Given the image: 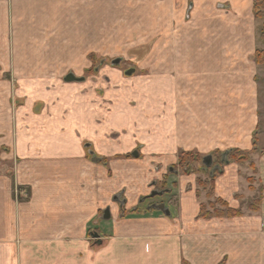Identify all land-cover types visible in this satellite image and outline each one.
<instances>
[{
    "label": "crops",
    "instance_id": "0c3cea01",
    "mask_svg": "<svg viewBox=\"0 0 264 264\" xmlns=\"http://www.w3.org/2000/svg\"><path fill=\"white\" fill-rule=\"evenodd\" d=\"M59 1L0 0V39L32 33L33 24L20 26V20ZM252 3L193 0L192 14L184 22L178 10L181 19H169L161 32L160 79L141 84L138 106L129 98L135 88L126 90L117 81L116 92L122 91L126 100L113 107L104 104L112 100L111 91H102L101 102L95 95V86L103 87L100 81L93 87L65 83L44 93L22 83L26 102L9 116L8 89L0 82V264H182L183 258L193 263L201 242L210 243L209 234L225 231L224 240L231 235L217 218H198L203 202L191 176H163L177 163L180 151L205 157L216 150L251 149L259 124L258 89L237 88L240 104L234 109L232 81L201 80L196 67H232L244 58L256 66ZM9 21L16 23L15 33ZM169 49L172 65L165 63ZM178 52L181 59L176 62ZM184 72L190 79H184ZM33 103H42V110L35 111ZM103 158L107 164L99 162ZM258 173L264 181L263 165ZM227 176L224 172L215 184L216 195L228 199L235 180L227 189ZM158 179L177 184L176 213L169 204L166 215L140 203ZM106 207L111 216L103 219ZM248 227L241 236L245 264ZM257 231L263 254L257 264H264L262 225Z\"/></svg>",
    "mask_w": 264,
    "mask_h": 264
},
{
    "label": "rangeland",
    "instance_id": "374dc122",
    "mask_svg": "<svg viewBox=\"0 0 264 264\" xmlns=\"http://www.w3.org/2000/svg\"><path fill=\"white\" fill-rule=\"evenodd\" d=\"M69 1L76 4L69 7ZM54 2L48 3L47 6L42 5L39 8V17L36 10L35 15L29 16L26 13L25 20H20V26L32 27L33 24L32 28L35 30L32 33H16L12 34L13 37L16 36V39H0V82H4L8 89L9 116L16 112L20 104L26 102L28 94L26 93L25 97H23L24 94L21 95L22 83L25 86L39 87L37 91L44 93L51 90L52 86L60 87L65 83L93 87L95 82L100 81L104 88L95 86L94 90L97 92L95 95L99 96L101 102L102 91H111L112 100L110 102L104 100V104L113 107L117 101L121 104L124 99L126 100L122 91L116 92L119 90L116 86L119 84L113 85V83L117 81L124 85L126 90L135 88L136 94L130 95L129 98L130 100L134 98L133 101L138 102V106L143 99L140 93L141 84L145 81L151 82L154 78L155 81L160 79L162 29H166L169 19L174 22L176 20L174 17L181 19V15L177 13L178 10L182 14V22L188 21L189 15L192 14L190 2L193 4V0H60L57 6ZM77 4L81 5L80 8L76 7ZM180 5L182 8L178 9ZM25 11L29 12V9H24ZM252 13L250 11V17L255 24V46H257V22L253 19ZM162 16L165 22L163 27ZM11 24L15 33L16 23L9 21L10 27ZM175 41L172 40L173 45ZM216 43L219 47V41ZM176 52L177 48H174V53ZM169 53V56H165V63L172 65L173 50L169 49ZM117 58H121V61L118 64H112V61ZM175 59L176 62L181 59L179 52ZM249 63L244 58L241 65L232 67H229L230 65L220 67V64L217 65L219 67H196L199 70L196 74H200L201 80L209 79L217 83L223 80L232 81L234 109H238L240 104L238 101L241 94L238 93L237 88L242 87V90L247 91L248 86V89H252L253 86L254 89H258L259 124L252 135V139L255 138L256 150L244 159L247 161L243 164L231 160L230 163L222 166L223 173L216 177L210 197L208 193L211 186L202 188L198 184V181H204L208 171L212 170L204 168L206 165L203 164V159L202 163H195L194 169L190 172H183L180 168L174 171L171 168V171L163 176L166 179L168 174L174 173L178 176H191L194 179L195 193H198L199 198L202 197L203 204L209 207V202H214L217 208L221 206L216 202L220 198L230 207L240 211L239 215L232 217H212L217 218V222H224L230 228L231 235L224 240L222 235L226 234L225 231L212 232L211 236L209 234L210 243L206 245L201 242L198 248L200 253L192 256L193 263L183 258L182 264H245L241 255V236L246 230V225H249L248 264H257V260L263 257L262 251L261 253L258 251L260 248L257 246L259 234L257 228L262 225L264 230V181L258 175L259 167L264 166V67L257 65L253 67ZM176 66L178 67L177 64ZM128 70L132 72L126 73ZM69 74H72L74 79L66 81L64 78ZM188 75V72H184V79H190ZM152 104L159 105V102L153 99ZM33 105H35V111L42 110V103L40 106L38 103ZM201 156L204 155L201 154ZM103 159H106V162L102 159L99 162L107 164V158ZM212 160L213 165L218 163L219 158L212 157ZM250 163L254 165V170L250 168ZM233 165L237 172L233 169ZM224 172L228 173L225 184L227 189L229 182L235 180L228 189V199L216 195L215 182ZM261 175L264 178V175ZM249 177L254 178L253 189L249 187L247 180ZM162 181L164 179L154 181L152 192L154 191L155 195L150 196L151 192L148 198L142 199L140 203L146 202L147 206H151L150 209L161 214L163 211L153 206L160 203L169 204L172 211L176 213L177 184L169 185L166 182L162 185ZM260 186L263 187L262 198L259 197ZM190 187L193 185L190 184ZM256 201L260 203L258 210L248 209V205ZM121 210L122 212L124 210L122 206ZM222 218L224 220H219ZM201 233L202 238H206L205 233ZM227 243H230V246ZM188 256H191L190 253Z\"/></svg>",
    "mask_w": 264,
    "mask_h": 264
},
{
    "label": "trees",
    "instance_id": "16d2710c",
    "mask_svg": "<svg viewBox=\"0 0 264 264\" xmlns=\"http://www.w3.org/2000/svg\"><path fill=\"white\" fill-rule=\"evenodd\" d=\"M252 11H253V16L255 21L257 22V46L254 50V62L255 64L259 67H264V0H253V5H252ZM261 44L262 46L258 45ZM255 143V138L252 139V147L249 150H243L239 148H231L227 149L225 151H215L212 153V157L214 158H219L218 163H212L209 166H204L205 169H212L211 172L208 171L207 178L204 181L199 180L198 184L199 186L206 187V186H211L208 197L212 195V190L214 187V181L217 176L221 175L223 173L222 171V166L224 164H228L232 161L243 164V162L247 161L244 160L247 156L252 151L256 150V145ZM219 154V155H218ZM218 156V157H217ZM204 156H201V154L197 151H180L178 153V159L177 163L172 166L171 168L176 171L177 168H180L181 171L183 172H190L191 170L194 169V164L196 163H202V159ZM241 158V159H240ZM243 160V161H242ZM103 162H106V159H102ZM199 165V164H198ZM250 168L255 169L254 165L250 163ZM249 182V187L253 189L252 183L254 181L253 177L247 178ZM166 180L161 182V184H165ZM206 189V188H204ZM259 197L262 198V192H263V187L260 186L259 189ZM197 196L198 193H197ZM148 197H143V199H147ZM216 202L220 203L221 206L215 207L214 202H209V207L206 206L205 204L201 203L200 208H199V213H198V218L202 219H210L212 217H232L240 214L239 209L230 207L227 202L224 200L218 198ZM171 205V204H170ZM259 201L256 202H251L248 205V209L252 211H257L259 208ZM139 207V205L136 207V209ZM134 209V211L136 210Z\"/></svg>",
    "mask_w": 264,
    "mask_h": 264
},
{
    "label": "water",
    "instance_id": "95a60500",
    "mask_svg": "<svg viewBox=\"0 0 264 264\" xmlns=\"http://www.w3.org/2000/svg\"><path fill=\"white\" fill-rule=\"evenodd\" d=\"M120 61H121V58H117V59H115V60L112 61V64H118ZM131 72H132V70H128L126 73L130 74ZM64 79H65L66 81H70V80L74 79V76H73L72 74H69V75H68L66 78H64ZM85 146H86V147H89L90 145L87 144V145H85ZM89 153L91 154V156H92L93 159H97L96 157H94L95 155H94V153H93L92 151H89ZM133 154H135V156L137 155L136 152L133 153ZM211 163H212V157H211V155H207V156H205V157L203 158V164H204V165L209 166ZM153 195H155V192H154V191L151 193L150 196H153ZM153 207H156V208L162 210V211L164 212V214H166V215H170V211H169L168 208L165 207L164 203L156 204V205H154ZM102 218H103V219H108V218H110V210H109L108 207H106V208L103 210ZM95 236H97V234H95Z\"/></svg>",
    "mask_w": 264,
    "mask_h": 264
}]
</instances>
